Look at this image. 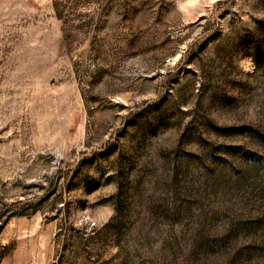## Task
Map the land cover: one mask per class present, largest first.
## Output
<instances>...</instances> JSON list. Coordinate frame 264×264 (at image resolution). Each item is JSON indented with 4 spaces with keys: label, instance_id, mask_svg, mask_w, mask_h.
Instances as JSON below:
<instances>
[{
    "label": "rangeland",
    "instance_id": "374dc122",
    "mask_svg": "<svg viewBox=\"0 0 264 264\" xmlns=\"http://www.w3.org/2000/svg\"><path fill=\"white\" fill-rule=\"evenodd\" d=\"M0 264H264V0H0Z\"/></svg>",
    "mask_w": 264,
    "mask_h": 264
}]
</instances>
